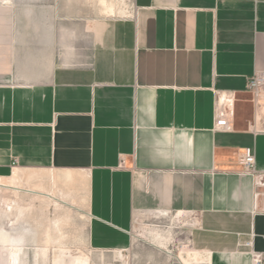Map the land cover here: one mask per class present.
<instances>
[{"label": "crops", "instance_id": "obj_1", "mask_svg": "<svg viewBox=\"0 0 264 264\" xmlns=\"http://www.w3.org/2000/svg\"><path fill=\"white\" fill-rule=\"evenodd\" d=\"M130 4L96 16L79 0H0V264L58 263L72 214L51 208L78 185L95 253L128 252L137 222L166 214L191 218L196 262L264 264V188L238 162L252 148L264 173L247 88L264 77V0Z\"/></svg>", "mask_w": 264, "mask_h": 264}, {"label": "rangeland", "instance_id": "obj_2", "mask_svg": "<svg viewBox=\"0 0 264 264\" xmlns=\"http://www.w3.org/2000/svg\"><path fill=\"white\" fill-rule=\"evenodd\" d=\"M90 15L115 16L126 14L131 0H79ZM113 14V15H111ZM55 174L54 172H52ZM64 186V184H62ZM83 188V189H82ZM68 204H62V209L51 208V218L72 214L70 225L73 231L72 246L52 249V261H59L63 256H69L68 261L76 264V257L83 256L82 261L89 263V258L97 256L114 257L116 264H204L196 262L190 252L191 218L177 215H156L138 221L135 229V244L128 252L123 254L95 253L86 247L85 214L86 195L84 187L75 186L72 199L68 197ZM70 209V210H69ZM72 211V212H71ZM76 238V239H75ZM72 257V258H71ZM192 257V258H191ZM53 264V263H52Z\"/></svg>", "mask_w": 264, "mask_h": 264}, {"label": "built area", "instance_id": "obj_3", "mask_svg": "<svg viewBox=\"0 0 264 264\" xmlns=\"http://www.w3.org/2000/svg\"><path fill=\"white\" fill-rule=\"evenodd\" d=\"M248 91L253 95V101L257 110L264 111V77L254 76L248 81ZM218 97L232 101L233 97L225 95V97L218 94ZM216 128L222 130H231V124L222 112L217 116ZM262 131L264 132V124ZM238 162L241 167L239 173L241 175H248L255 179L257 189L264 188V173L258 172L256 168V155L252 148L243 149L238 157ZM124 161L121 162V167L124 166ZM254 264H263L261 255H254Z\"/></svg>", "mask_w": 264, "mask_h": 264}]
</instances>
